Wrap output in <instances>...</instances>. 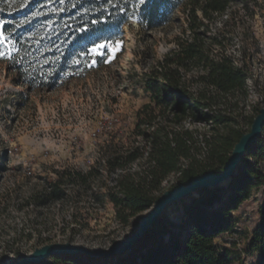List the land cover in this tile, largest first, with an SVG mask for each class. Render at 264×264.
I'll return each mask as SVG.
<instances>
[{
  "label": "trees",
  "instance_id": "obj_1",
  "mask_svg": "<svg viewBox=\"0 0 264 264\" xmlns=\"http://www.w3.org/2000/svg\"><path fill=\"white\" fill-rule=\"evenodd\" d=\"M233 1L29 0L28 14L35 12L34 5L38 8L35 18L26 19L21 26L4 25L6 34L15 30L20 38L36 22L44 25L53 21L59 24V31L71 32L73 39L63 57L55 61L47 58L51 63L46 69L55 65L51 74L35 65L28 47L19 44L14 68L20 82L33 88L53 85L67 68L75 71L85 65L79 58L69 67V55L74 50L88 52L106 38L110 27L131 26L137 16L139 27L134 34L138 35L165 27L174 14L180 13L181 33L173 38V47L143 74V88L150 102L139 111L135 130L127 141L114 138L105 146V169L110 174L121 173L113 185L107 186L106 196L122 225L152 207L162 194L163 181L171 174L178 176L179 185L208 171L221 172L235 144L250 130L262 108L254 107L252 115L246 114L249 73L228 52L224 36L213 29L216 19ZM40 28L39 36L44 34ZM48 36L39 37V46L46 48L42 50L45 56L52 53ZM187 123H202L207 130L199 133ZM263 152L264 128L222 193L218 186L207 187L183 199L174 215H161L145 237L125 253L113 257L55 255L36 264H233L244 254H256V264H264V197L259 206L260 222L244 246L238 240L226 239L224 244L217 241L225 233L237 231L232 211L250 197L253 188L264 186V172L257 165ZM137 161H141L140 167L131 170ZM55 172L53 181L31 195L37 204L64 199L70 187L90 186L102 171L97 165L87 171ZM24 256L17 253L13 262Z\"/></svg>",
  "mask_w": 264,
  "mask_h": 264
},
{
  "label": "rangeland",
  "instance_id": "obj_2",
  "mask_svg": "<svg viewBox=\"0 0 264 264\" xmlns=\"http://www.w3.org/2000/svg\"><path fill=\"white\" fill-rule=\"evenodd\" d=\"M28 3L0 0V264L13 263L17 253L26 255L42 242L106 249L113 240L136 230L149 209L133 217L128 225L120 223L106 192L121 173L110 174L102 158L112 139L127 141L135 130L139 111L150 102L143 88V74L173 47L172 40L181 33L182 24L177 12L165 27L135 35L139 27L135 16L131 26L110 27L106 38L88 52L74 50L69 55V67L79 58L85 65L75 71L67 68L53 85L29 88L20 82L14 68L19 44L28 47L35 65L51 74L55 65L46 69L51 63L47 58L55 61L63 57L73 37L69 31H59V24L53 21L34 23L22 38L15 30L6 34L5 24L21 26L36 16L37 6L28 14ZM40 27L44 34L39 36ZM213 29L224 36L228 52L249 73L246 114L252 115L254 107H264V0H234L216 19ZM45 35L52 43L49 56L42 51L46 48L39 46V37ZM102 44L105 47H98ZM186 125L199 133L207 130L202 123ZM249 162L254 164L256 160L249 158ZM140 163H133L131 170L138 169ZM97 165L100 176L88 187L68 188L62 200L37 204L30 198L56 178L57 170L87 171ZM257 165L264 172V152ZM228 182L218 185L220 193ZM177 183L178 176L171 174L159 193ZM263 197L264 186L253 188L250 197L232 211L237 231L225 233L217 241L224 244L226 239L238 240L244 246L260 222ZM179 203L171 204L166 212L174 215ZM257 260L256 254H244L233 264H256Z\"/></svg>",
  "mask_w": 264,
  "mask_h": 264
},
{
  "label": "water",
  "instance_id": "obj_3",
  "mask_svg": "<svg viewBox=\"0 0 264 264\" xmlns=\"http://www.w3.org/2000/svg\"><path fill=\"white\" fill-rule=\"evenodd\" d=\"M264 128V107L254 118L251 128L235 144L234 149L221 172L208 171L195 177L190 183L179 184L164 191L149 211L141 218L135 231L130 235L113 242L106 249H92L72 242H54L44 244L26 254L22 259L10 264H36L55 255L84 254L89 257H113L134 248L151 229L155 221L163 215L171 204L195 194L197 191L224 184L237 171L243 157L252 144L261 137Z\"/></svg>",
  "mask_w": 264,
  "mask_h": 264
},
{
  "label": "snow or ice",
  "instance_id": "obj_4",
  "mask_svg": "<svg viewBox=\"0 0 264 264\" xmlns=\"http://www.w3.org/2000/svg\"><path fill=\"white\" fill-rule=\"evenodd\" d=\"M2 37H3V34L0 33V43H3ZM98 47L102 48V47H105V45L102 44V45H99Z\"/></svg>",
  "mask_w": 264,
  "mask_h": 264
}]
</instances>
